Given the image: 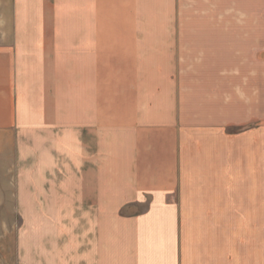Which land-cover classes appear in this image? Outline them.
<instances>
[{
  "label": "crops",
  "instance_id": "1",
  "mask_svg": "<svg viewBox=\"0 0 264 264\" xmlns=\"http://www.w3.org/2000/svg\"><path fill=\"white\" fill-rule=\"evenodd\" d=\"M22 139L15 264H264V0H0Z\"/></svg>",
  "mask_w": 264,
  "mask_h": 264
},
{
  "label": "rangeland",
  "instance_id": "2",
  "mask_svg": "<svg viewBox=\"0 0 264 264\" xmlns=\"http://www.w3.org/2000/svg\"><path fill=\"white\" fill-rule=\"evenodd\" d=\"M137 61L139 63V70H144V68L145 70H159L161 66L160 64L158 67L154 60V62L143 60L148 64L147 66L141 65L142 60ZM179 63H182V65L184 63V66L187 68L189 60H177V62L175 60L174 70H176V66ZM164 68L167 70V60H165ZM26 141V139L21 140V149L19 144L16 147L15 161L19 163L16 165L18 168L16 171L6 169L7 167H13L11 161L7 160L9 157L12 159L13 156H10L7 152H3L2 154V149L0 150V160H3V162L0 161V214L5 215V218L0 217V264H15L14 250L17 249L19 235L28 228V219L24 216L25 210L22 208L20 201H17L20 187L15 185L16 183L19 184V180L23 181L28 178L27 168L29 166V159L27 158V154L22 152ZM9 143L12 146V142ZM11 149L12 147H8L9 153ZM15 179L17 180L16 183H14Z\"/></svg>",
  "mask_w": 264,
  "mask_h": 264
}]
</instances>
